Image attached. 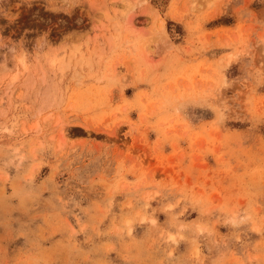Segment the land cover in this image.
Wrapping results in <instances>:
<instances>
[{"label": "rangeland", "instance_id": "obj_1", "mask_svg": "<svg viewBox=\"0 0 264 264\" xmlns=\"http://www.w3.org/2000/svg\"><path fill=\"white\" fill-rule=\"evenodd\" d=\"M0 264H264V0H0Z\"/></svg>", "mask_w": 264, "mask_h": 264}, {"label": "bare ground", "instance_id": "obj_2", "mask_svg": "<svg viewBox=\"0 0 264 264\" xmlns=\"http://www.w3.org/2000/svg\"><path fill=\"white\" fill-rule=\"evenodd\" d=\"M19 65L21 64L22 67H24V62H23V59H19ZM50 63H51V67L57 65L59 63V60H55L54 58L50 60Z\"/></svg>", "mask_w": 264, "mask_h": 264}]
</instances>
